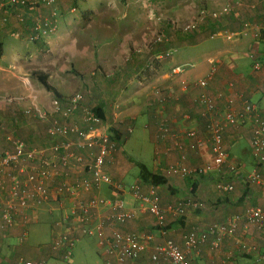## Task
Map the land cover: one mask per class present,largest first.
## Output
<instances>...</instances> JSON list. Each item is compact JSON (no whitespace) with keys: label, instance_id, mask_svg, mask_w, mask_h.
Returning <instances> with one entry per match:
<instances>
[{"label":"crops","instance_id":"0c3cea01","mask_svg":"<svg viewBox=\"0 0 264 264\" xmlns=\"http://www.w3.org/2000/svg\"><path fill=\"white\" fill-rule=\"evenodd\" d=\"M237 1L238 7H233L232 0H56L51 5H38L34 9L11 5L0 8V36L4 32L8 36L17 32L23 42H29L27 36L33 34L32 26L36 19L54 22L56 30L39 38L37 46L46 41L55 50L67 42L65 50L59 51L62 55L67 52V97L81 92L83 105L92 110L101 109L104 122L118 133L119 149L106 163L104 171L113 183L123 186L121 196L125 207L135 213L132 220L120 226L119 230L124 233L152 234L157 243L162 242L156 218L139 198L133 197V188L141 195L152 193L157 197L165 224L171 231L170 237L181 247L183 235L197 223H225L232 216L243 214L247 207L264 208V183L245 181V174L252 170L264 178V161L257 164L250 156L249 125L224 129L223 141L228 156L219 169L199 177H180L168 169L170 166L178 167V164L194 168L211 159L208 144L192 152L185 133L196 129L200 138L204 136V123L196 105L199 93L205 91L214 98V92L221 91L224 97L232 99L236 110L241 109L243 102H249L256 107L258 117L264 120V1ZM225 2L230 3L229 13L216 19L206 18L187 37L174 32L170 21L194 15L195 7L217 9ZM4 16L8 19L6 23L2 21ZM158 34L167 39L155 41ZM219 34L224 35L219 40L221 43L209 42ZM93 37L98 42L92 40ZM168 44L179 51L178 55L170 60V66L164 62L159 70L153 72L149 60ZM254 62L258 64L257 69L252 67ZM177 64L183 69L179 74H173L171 68ZM202 79L207 80L205 88L198 84ZM182 80L185 86L181 84ZM217 104L220 110L224 108L222 101L218 100ZM55 114L53 120L67 121L60 113ZM185 114H190V121L184 120ZM139 115L146 117L143 129L148 131L155 144V165L151 171L165 175L172 189L152 187L138 179L137 184L126 191L122 183L128 168L124 161H129L121 146ZM68 121L81 124L79 112ZM25 126L28 127L29 122ZM29 127L28 131L34 129ZM229 165H233L235 170L230 171ZM77 177L88 178L90 175L74 171L67 177V184H74ZM47 182L57 187L59 180L53 178ZM216 182L230 183L232 188L218 190ZM126 195H130V199H126ZM109 197H114L112 186L102 184L99 189L81 197L80 202ZM58 198L28 208L26 224L19 217L8 230L0 229V264H23L24 260L45 264L38 251L45 248L50 250L49 254L65 259L63 250L52 247L59 231L53 224L61 211L69 213L77 200L67 194L59 205ZM176 208H181L182 212L177 213ZM44 210L52 218L51 238L45 244L38 243V249L25 240L31 228L43 223L41 216L45 214ZM23 233L25 238L20 241ZM83 238L92 237L82 236L74 242L71 255L77 242ZM235 241L250 245L251 249L240 251ZM187 256L190 264L201 261L205 264H264V228L246 226L240 219L234 233L226 235L217 249H211L206 241L187 252ZM146 260L147 257L137 264ZM65 261H71V258Z\"/></svg>","mask_w":264,"mask_h":264},{"label":"built area","instance_id":"2783aa9c","mask_svg":"<svg viewBox=\"0 0 264 264\" xmlns=\"http://www.w3.org/2000/svg\"><path fill=\"white\" fill-rule=\"evenodd\" d=\"M56 0H0V8L5 6H20L24 8H36L38 5H51ZM233 1V7H238L239 2ZM264 1V0H263ZM230 3L225 2L217 9L200 10L199 18L191 24H186L184 29L193 31L206 16L216 19L222 14L229 13ZM8 21L7 16L2 19ZM31 40H36L52 34L55 24L48 19H36L32 26ZM11 37L19 39L17 32H11ZM167 38L158 35L155 41L161 42ZM170 58L171 53L160 51L149 60L163 57ZM253 69L258 64L254 62ZM182 66L178 64L171 68L173 74H179ZM182 85H186L182 80ZM201 88H205L207 80L198 82ZM22 99V98H21ZM83 95L76 92L64 99L52 96L50 98L51 110L67 119V121L53 120L46 128V136L51 143L44 147H30L22 139L8 136L9 150L0 152V229L8 230L20 217L26 224L28 208L39 206L52 200L59 203L63 197L72 196L76 202L69 213H62L54 220L53 227L59 230L52 247L63 250L64 260L71 257V249L74 242L80 237L95 238L98 249L101 251L105 264H137L147 257L141 264H190L187 252L193 250L198 244L209 242L211 249H217L221 240L226 235H232L236 228V222L243 219L247 225L257 229L264 228V208L259 206L247 207L243 214L234 215L229 222H211L209 224L197 223L182 237L183 246L178 245L171 237L164 219V212L159 206V201L154 194L141 195L133 188V197L139 198L146 206L148 212L156 218V226L162 242H156L152 234L124 233L120 226L134 218L135 213L126 209L122 198L123 186L113 183L111 177L104 171L105 165L119 149L118 143L111 139L108 125L94 115L92 109L82 103ZM222 101L224 108L220 110L217 102ZM198 114L204 123V136L200 138L196 129L187 130L189 139L188 147L192 152L200 150L205 144L209 146L211 159L202 165L190 168L183 164L178 167L170 166L173 172L180 177L193 175L202 176L211 170L219 169L227 159V151L223 145V132L226 125L236 124L247 119L254 123L253 131L249 139V148L258 162L264 159V122L258 117L256 107L251 103L243 102L238 112L232 109V99L224 97L222 92H214V98L205 91L199 93L196 99ZM80 114L81 124L68 120ZM45 114H40L44 117ZM190 119V114H185ZM234 171L233 165L228 166ZM80 172L88 173L90 177H77L74 184H67V177ZM56 178L59 180L57 187H52L47 180ZM63 180L61 181L60 180ZM246 182H262V178L256 170L245 174ZM102 184L112 186L114 197L92 198L80 202L91 191L97 190ZM215 187L221 191L231 190L230 183L216 182ZM60 194L62 196H60ZM62 201L61 203H63ZM60 205V203H59ZM181 213V208H176ZM74 231V232H73ZM25 238V233L20 240ZM240 251H249L250 245L241 241H235ZM24 264H43L38 261L26 260Z\"/></svg>","mask_w":264,"mask_h":264},{"label":"rangeland","instance_id":"374dc122","mask_svg":"<svg viewBox=\"0 0 264 264\" xmlns=\"http://www.w3.org/2000/svg\"><path fill=\"white\" fill-rule=\"evenodd\" d=\"M202 9L211 10L209 7H195L194 15L170 21L174 32H179L183 37L194 33L198 29V26L193 31L185 30L184 26L197 20L199 18V11ZM208 17L206 16L204 20ZM174 32L173 34H175ZM30 36L29 34L27 36V41L29 42L21 41V37L14 39L8 36L6 32L0 36V152L9 150L8 136L18 137L28 146L35 148L42 147L50 141L46 136V126L51 120L56 118V114L52 113L50 108V98L53 94L38 81L32 72L45 73L48 76L49 84L60 93L62 98L67 97V52L64 55L59 53L60 50H65L67 42L61 49L56 48L54 50L47 45L46 41L41 43L40 47L37 46L40 39L31 40ZM223 36V34H219L218 38L211 39L209 42L212 44L216 42L221 43L219 40L220 38H224ZM225 38L227 37L225 36ZM92 40H95V38L93 37ZM95 41L98 42V40ZM162 51L164 53H171L172 56L170 58L164 56L163 58L153 60L150 63L153 72L159 70V67H162V63L164 62H168L167 64L170 66V60L179 53L170 44L168 46L165 45ZM261 70L259 73H261ZM32 96L34 97L32 98ZM233 106L234 112H238V109H234ZM242 106L241 104L240 108ZM40 114H45L46 117H40ZM183 118L187 122L191 120L185 116ZM145 121L147 119L144 115L137 116L136 121L131 125L132 129L130 133L121 146L129 161L127 163L126 160L124 161L125 165L128 166L127 173L122 181L126 191H129L130 187L138 182L139 169L137 164L141 163L149 170L154 169L155 144L148 131L143 129ZM262 121L264 122V120ZM27 122H29V126H33V130L28 131L30 127L25 126ZM247 125L250 126L251 134L254 123L248 122L247 119L236 124L226 125L225 129H236L246 127ZM237 142L242 144L240 141ZM223 145L226 149L224 141ZM250 156L257 164L264 161L263 159L261 162H258L251 151ZM102 193H105L103 189ZM126 199H130V195H126ZM43 212H45L41 216L43 223H40L35 228H31L25 240L28 245L38 249V243L45 244L51 238L50 224L52 218L48 217L45 210ZM38 251L45 260V264H105L101 251L97 247L96 240L92 238H83L77 242L72 250L71 261L68 262L52 253L49 254L50 250L47 248L44 250L39 249ZM199 264H205V261H201Z\"/></svg>","mask_w":264,"mask_h":264},{"label":"trees","instance_id":"16d2710c","mask_svg":"<svg viewBox=\"0 0 264 264\" xmlns=\"http://www.w3.org/2000/svg\"><path fill=\"white\" fill-rule=\"evenodd\" d=\"M5 7H9V6H5ZM211 18V17H210ZM213 19V18H212ZM36 78L38 79V81L48 90L51 91V93L53 94V96L58 97L59 99H64L61 97L60 93L58 91H56L48 82V76L43 73V72H32ZM92 112L94 113L95 116H97L98 118H100L101 121L104 122V115L101 111V109L99 108H94L92 110ZM109 134L111 136V139L115 142L118 143V133L109 127ZM15 137V136H13ZM18 138V137H17ZM9 142V141H8ZM32 147V146H30ZM10 148V146H9ZM137 167L139 169V173H138V179L141 183L143 184H147L149 186L152 187H157V186H167L169 189L171 188V185L169 183L168 178L164 175H161L159 173L153 172L151 170H149L145 165L143 164H137ZM21 241V240H20ZM72 256V255H71ZM71 258V257H70ZM69 258V259H70ZM34 261V260H31ZM25 262V261H24ZM24 264V263H23Z\"/></svg>","mask_w":264,"mask_h":264}]
</instances>
